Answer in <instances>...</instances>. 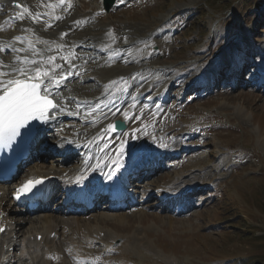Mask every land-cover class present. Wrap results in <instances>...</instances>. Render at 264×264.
Returning a JSON list of instances; mask_svg holds the SVG:
<instances>
[{
  "label": "rangeland",
  "instance_id": "1",
  "mask_svg": "<svg viewBox=\"0 0 264 264\" xmlns=\"http://www.w3.org/2000/svg\"><path fill=\"white\" fill-rule=\"evenodd\" d=\"M73 4L77 24L68 26V12L66 17L59 16L58 24H54V17L50 23L42 19L41 25H47L45 30H60H54L57 34L46 42L34 31L29 35L33 40L28 41L31 46L32 42L45 45L56 57L51 62L45 58L41 67L48 69L46 62L55 68L60 64L63 69L68 68L69 61L74 65L72 81L65 83L69 87L61 88L65 97L61 107L81 111V115L91 114L92 117L85 118L94 117L95 121L89 123L95 127L101 115L121 104L120 97L114 99L115 103L103 96L113 93L111 96L116 97L123 89L130 94L135 91L129 98L136 99L130 109L124 108L128 104L115 109L127 112L131 126L138 125L139 118L148 123L144 129L143 125L139 128L149 141L143 143L139 139L142 147L133 158L143 159L146 150L156 155L161 144H176L171 151L167 150L170 154L180 149L173 159L176 164L172 166L168 159L162 168H154V176L137 187L139 195L180 173L196 177L200 186L180 202L161 208L157 207V192L153 197L145 193L154 204L142 208L136 203V207L141 206L140 211L133 213L135 210L130 208L122 210L132 213L128 222L104 221L102 237L109 231L118 236L114 241L80 239V248L87 252L83 260L69 249L70 245L64 246V259L53 252L40 254L34 260L22 259L24 251L19 243L31 231L29 221L40 218L45 211L10 208L7 198L2 205L9 208L8 222L12 224L9 243L5 245L9 250L4 258L12 257V261L7 264H264V87L253 81L255 77L247 80L246 73L243 77L239 71L243 65L246 72L247 65L256 64L257 58L258 68L264 70V0H116L110 10L103 7L102 0H74ZM32 19L28 17L29 21ZM241 48L245 51L238 54ZM110 49L113 52H99ZM235 61L238 69L232 68L230 75L227 68ZM81 70L86 72L79 76ZM95 98L98 99L93 101ZM80 99H91L89 105L95 104L83 110L84 102ZM97 104L106 105L107 111L95 110ZM96 112L101 115H93ZM76 113L70 115L82 121L84 116ZM71 124L74 127V122ZM83 124L80 127H85ZM62 127H68L67 123ZM106 129L107 125L99 140L104 138ZM148 129L152 131L150 135H146ZM55 134L48 132L36 152H46L38 164L58 169L59 162L68 159L69 154L61 148L62 153L47 151L46 140H59ZM115 134L109 135L106 143ZM136 143L137 140L130 144ZM76 156L69 157L73 158V165L77 164ZM68 163L63 165H71ZM49 204L56 208L61 201L55 196ZM174 209L182 211L175 213ZM100 212L109 213L98 208L91 212L92 218ZM41 218L42 223L36 224L39 228L44 222ZM138 227L142 231L136 235ZM65 232L71 238L79 236L70 229ZM58 243L61 245L60 239Z\"/></svg>",
  "mask_w": 264,
  "mask_h": 264
},
{
  "label": "bare ground",
  "instance_id": "2",
  "mask_svg": "<svg viewBox=\"0 0 264 264\" xmlns=\"http://www.w3.org/2000/svg\"><path fill=\"white\" fill-rule=\"evenodd\" d=\"M4 1H5L4 3H3V1H0V3H2V4H0V64H3L4 66H6V68L3 69V71L5 72L6 75L0 76V79H3L6 81L8 79L21 78L18 75V73L13 71V69L14 68H21L22 63L24 62L25 58H27L28 60L30 58H32V59H36V58L44 59V58H46L47 59L48 57L53 56L52 52H49L47 50V48H45V45L43 47L42 46L43 44H41V42H40L41 45L37 44V45H39L38 50H36L34 47H32L34 50V51H32V50H29L28 47L26 46L27 39L31 38V37L29 38V35H33L32 32H34V31H36V33L38 32L39 35H41L44 42H46V40L48 41L49 38H51L53 35L55 36V34H57V32L55 33L54 30H56V29L58 30L59 27H57L56 29H55V27H53L54 28L53 30H48V29L45 30L47 25L46 26L43 24L41 25L40 21L42 19H44V17H46L47 19H49V17H51V18L54 17L56 19V22L54 24H58L59 16L60 17L65 16V15H67V12H68V14H71V15H67L68 17H70V19L68 18L69 22H67L69 24L68 26H70V27L72 26V25H70V23L73 25L77 24V22H76L77 20L74 19V16L72 14V12L76 11V9H74L75 4H73L74 0H63V2H61V0H4ZM16 1L23 3L24 7H27L29 9V12H27L29 14L26 15L27 13L25 12L26 13L24 15L25 18L21 22H16V20H20V19L18 17L16 19H14L11 15L12 13H18L19 14V11H21V9L23 10V8H21L20 6L17 7V5H15V6L13 5V2H16ZM56 8H57V10H56ZM54 10H56V13H54ZM6 11H9L10 13H7ZM30 12H35L37 15V17H35V18H39V19L37 21H34L33 19L31 20L32 22L29 21L28 17L30 16V14H32ZM69 12H71V13H69ZM83 18L88 19L87 16H84V15H83ZM79 19H80V17H79ZM42 21H46V20H42ZM35 22L37 23L38 28H37V25ZM49 23H50V21H49ZM50 25H52V24H50ZM4 26H6V28L3 31L2 28ZM56 26H58V25H56ZM51 27L52 26H49V28H51ZM59 30H60V28H59ZM63 30H65V29H63ZM6 31L9 32L8 33L9 35L7 34ZM25 31H28V34H26L27 32H25ZM24 34H26V36H24ZM17 37H21V39H16ZM39 37H35V38L37 39ZM2 45H5L7 48H1ZM7 45L10 46L9 47L10 49L8 48ZM48 46L49 45H47V47ZM48 48L50 49L51 47H48ZM11 49H16L17 51H11ZM41 52L43 53V55L36 56L37 53H41ZM7 53H9V54H7ZM10 53H13L12 57H11ZM9 56H10V58H9ZM234 63L237 65L236 61ZM236 65H234L233 68L238 69V66H236ZM255 67H256V65L254 66V68ZM243 68H244L243 65H241V67H239L240 73L243 72ZM258 69L260 71L264 72V70H261L260 68H258ZM64 72L65 71H63V73ZM66 72H67V70H66ZM61 73L62 72L55 73V74L58 77L59 74H61ZM215 74L217 75L218 73H215ZM87 76H85V77H87ZM255 78L261 82L259 87H264V79L262 80V78H264V76L260 74V75H258V78L257 77H255ZM135 100H136L135 98L130 99L129 102H134ZM119 103H117V104H119ZM128 103H124L122 105L124 106ZM112 105H116V104H112ZM119 105H121V104H119ZM119 105H117L114 109L106 112L103 115L100 114L101 116L97 119L98 123H96L95 127L91 126L89 123V122L95 121L94 117L86 119L85 118V117H87L86 115H81V113H76V115H79L81 117L84 116V119L82 121H79L78 120L79 117L76 118L77 116L74 117V115H71L70 119L67 118V116L74 113V112L72 113L70 110H67L68 113H66V114H64V113H60L58 115L55 114L56 119L53 121H50L49 124H47L48 128L46 129V131H52L54 134L57 132V136L59 137L58 138L59 140L49 139V142L50 143H56L57 146H58L57 143H60V145H63L64 147H68L69 141L74 142L71 145V148H72L71 152L67 151V155L69 154L68 159L67 158L65 159L63 156V159H65V160L63 162H59L60 167H62L63 164H66L67 161H69L68 164H70V162L73 158L69 159V157L76 156L75 154L74 155H72V154L77 149L78 150L81 149L80 151H85L86 158H82V157L79 158L78 156H76V158L75 157L74 158H75V162L77 163L76 164L77 167H73L76 165H73V166H71V165L64 166L63 165L64 167L59 169L60 167L58 166V169H57L54 166H51V168H49V166L46 165L45 163H43V164H45L47 167L43 166L42 164H38L39 162L42 161V160H40V157L42 158L44 155H40L37 157L34 156L33 160L36 159L35 165H37L40 168H38L37 166L34 167L35 166L34 165L33 166L34 168L31 167L34 170H27L25 172L26 177H28V178L32 177L34 179H37V178H42V179L48 178V179H50L49 184H48V190L50 189L51 193L53 192L54 188H57L58 186H61L62 184H64V186H67L68 185L67 181H69V182L75 181L76 182V177L78 175H81L82 173L87 178H89V187H91V188H97L99 186L100 182H102L104 186L110 185L111 187H115L117 185L115 189H118V187L120 185L125 184V181L127 179V174L124 173L122 171V169L118 173L117 177H114V179L112 181H108L107 179H105L103 173L108 171V168L105 166V164H106V162L110 163L109 156L114 155L113 148L117 144V141L121 139L120 136L123 133L126 132V133H129V135H130V134H132V129H137L138 131L136 132V134H138L140 137L145 135V131L140 130V128H139L140 125H143L141 127L142 129L147 127L148 123H146V121H144L145 119L144 120L142 119L143 121H140L141 118H139V124L138 125L135 124V125L131 126L132 124H128L127 128L124 131H116V134L114 136L118 137V138L114 139V140L109 139V140H111L109 143L100 142L97 144V146L95 144L92 145V140H95L96 137H98V136L100 137V133L102 132V129L105 128V126L108 125L110 121L113 123L115 118H123V117H118V116L124 115V111H121V109H119V111L115 110L116 108L119 107ZM85 108L89 109V107H86V106H84V108H82V109L84 110ZM112 113H115V114L113 115ZM145 118H147V117H145ZM76 121H79V122L84 123V124H89V126H85V127L81 126L82 127L81 128L80 127L81 123H78ZM127 121H128V119H127ZM153 121H154V119H153ZM71 122H74V127L72 126ZM64 123H67L68 127L63 128L62 125H64ZM159 123H163V121L162 122L159 121ZM173 126H175V125H173ZM173 126H171V127L173 128ZM55 136H56V134H55ZM127 137L128 136H126L125 140H129V143H133L134 141H136V140L130 139V137H128V138ZM172 141L175 142V140H172ZM105 144H107L108 146L105 147ZM77 145H79V147H77ZM174 145H176V144H171V145H169L170 147L167 146L166 148L159 147L157 150L160 151L161 153L158 154V156L162 155L163 153L165 154L166 152H168L167 154L171 153L169 151H171V149L173 147L175 148ZM91 146L93 148L97 149V151L92 156L90 155ZM59 148H61V150L65 153V150L62 147H57L58 151H59ZM98 148H99V150H98ZM177 149L178 148H176L175 151H177ZM167 150H169V151H167ZM178 150H180V149H178ZM80 151L78 154L79 156H80ZM146 151L143 153V155L147 154V155H145V157H147L149 155H155V152L150 154L151 152L148 151L146 153ZM165 156H166V154H165ZM145 157H143V158H145ZM87 158H89L91 162L90 163L88 162L85 164V162H83V160L87 159ZM140 158H141L140 156H136L134 158L131 157V158L126 159L124 161L125 167L123 169H125L127 172H130L132 169V168H130V166L141 162L142 159L137 160ZM155 161L158 163V165L160 164L157 160H155ZM97 163L100 164L99 168H96ZM89 165H91L92 168H95V171H92L89 168ZM52 167H54V168H52ZM54 174L58 175L55 180L51 179V176ZM168 180L169 181L166 180L167 183H164V184L161 183L162 184L161 186H155V187H152L148 190L146 189L147 191L145 190L146 192H144V194L140 197L138 195H136V193L133 192L132 188L131 189L129 188V190L131 191L130 196H132V198L136 201L137 205H141L142 208H144V207L147 208V206H149L150 204H154V202H150L149 198L153 197L156 194V192H157V194H156L157 196H159L160 194H163L164 192H171L174 194L180 188H182V190H189V189L195 190L196 187L200 186V183L198 180H196V177L191 176L190 174L188 175V174L180 173L179 175H177V177L175 179H168ZM180 180H182V181H180ZM200 182L202 184L203 181L201 180ZM198 183H199V185H197V186L194 185V184H198ZM70 184H73V183H70ZM137 184H139V183H137ZM156 185H160V184H156ZM193 185H194V188L192 187ZM6 186L7 185L0 186V227L2 225H5V224L7 225L6 231H4L3 233H0V259L1 260H3L5 258V253L8 252V250H9V249L5 250V245L7 244V241H8L7 231L10 229V226L12 227V224L8 222V216L9 215L7 213H8L9 208H3L2 207V205L4 204L3 202L8 198L7 200L9 201L10 208H14V209H18V210L23 209V208H20V206L17 205L13 201L12 195L14 192V187L12 186V189H7V188H5ZM9 186H11V185H9ZM67 189H68V194L61 198V200L64 199L65 204H61L60 206H57L56 208H54L52 206L53 204H49V205L46 204L43 207V209L41 211H45V213L41 216L42 218L40 217L44 221L43 224L41 225V228H39L40 225L39 226L36 225L37 223L38 224L42 223V221H40L39 217H37L35 219H32V218L30 219V221H32V222L29 221V223L31 224L29 230H31V231L29 232V234L27 233L28 236L25 235L23 237L22 241L19 243L20 249H22V253L24 251V253L22 254V257H21L22 259H28V257H30V259L34 260L38 257V255L42 254L45 256L48 252H53V254L57 257L67 256L65 253V249L67 247H64V246L70 245L69 249H71L72 252L75 253L81 260H83L84 256L86 257L87 252L85 253L84 251H82V249L79 246V242H80L81 238L86 239V240H98V239H101L103 241H107L110 239L115 240L118 236L113 234L112 232H109V231L106 232V234L104 233L105 236L102 237L101 232L104 231L103 226H102L104 221L106 222V221L111 220V222H114V221H117V222H124V221L126 222L127 221L128 222L130 219L129 214H132L133 212L140 211L141 206L136 207V203H135V205H132V206L136 207L135 211L131 210L132 213H129V214L124 213L122 211H115L116 209L107 206L105 209H107L109 211V213L100 212L99 215H96L92 218L91 212L87 211V209H85L84 205H80L79 208H77V207L70 208V204L76 203V202H74L73 195L82 194L78 190L77 185L75 184L72 186H67ZM152 192H154V193L152 194ZM145 193L148 195H149V193H151V195H150L151 197L149 196L147 199H144V197H146ZM136 196H138L139 198H137ZM134 200L131 199L130 201L132 202ZM146 201H147V203L145 204L144 202H146ZM142 202L144 203V205L142 204ZM156 202H157V200H156ZM160 203H163V201L160 200ZM83 206H84V208H82ZM128 206L129 205L127 202H126V204H123V207H128ZM157 207L161 208V206L158 204H157ZM24 210L27 211V209H25V208H24ZM94 210L92 212H94ZM176 211H177V209H176ZM176 211H175V213H176ZM27 212H30V211H27ZM24 219H26V221H27V218H24ZM93 219H97L101 224L98 223L97 220L95 222H93L92 221ZM33 221H35V222H33ZM107 223H110V222H106V224ZM138 228H139V230L136 231V233H138V234H136V235H139V233H141L140 230L142 231V229L140 227H138ZM68 229L72 230L73 234H79V236H72V238H71V235L67 236V232H65V230H68ZM125 230H128V228H125ZM17 231H20V228ZM52 232L55 233V235L53 237L51 236ZM88 233H90V236ZM39 234H42V238L40 240L38 239ZM32 235H34V238L32 237ZM58 239H60V244L63 240L61 245H59ZM69 239L71 240V242L72 241H75V242L73 244H71L70 242H66ZM8 243H9V241H8ZM9 258L4 259L2 261L3 264H7V263L11 262L12 257H9ZM63 259H64V257H63Z\"/></svg>",
  "mask_w": 264,
  "mask_h": 264
},
{
  "label": "snow or ice",
  "instance_id": "3",
  "mask_svg": "<svg viewBox=\"0 0 264 264\" xmlns=\"http://www.w3.org/2000/svg\"><path fill=\"white\" fill-rule=\"evenodd\" d=\"M123 2L124 0H121V3ZM23 11L27 13L29 9L24 8ZM18 18L23 20L25 17L23 14H20ZM16 39H21V37H17ZM11 51L17 50L11 49ZM55 59L56 57H48V61L50 62ZM24 62L36 63V61H29L27 58H25ZM73 67L74 65L69 61L68 74H72ZM56 68L61 69L63 72L60 64H57ZM13 71L18 73L22 78L8 79L6 81L0 79V147H11L17 137L21 138L20 146L30 147L31 143L45 131L43 126L56 119L55 113L57 111H63V108L55 104L50 96H55L60 91L61 87L66 83V79L63 75L58 78L54 72L50 74L48 70H42L40 67L29 68L27 71L23 67L14 68ZM30 72L34 74L29 75ZM4 75L6 74L0 72V76ZM96 107L99 108L100 105L97 104ZM112 114L114 115L115 113ZM124 116L127 120V112H124ZM121 123H124V121L108 124L105 135L110 132H116ZM21 129H24L23 134L21 133ZM137 131V129H132L130 139L135 140L139 138L135 134ZM123 135L128 136L129 133L125 132ZM112 139L114 140L115 137H112ZM73 143L69 141L68 147H64L63 145H54V147H62L65 151H71ZM107 146L105 144V147ZM141 147V145L130 144L129 140H118L113 148L114 155L109 156L110 163L106 162L105 164L108 168V171L103 173L105 179L112 181L114 177H117L120 170L125 167L124 161L133 157ZM158 147L166 148L167 145L161 144ZM99 167L100 164L97 163L96 168ZM89 168L95 171V168H92L91 165H89ZM85 179L87 177L82 173L76 177V183L82 184ZM42 183L43 179L36 180L35 183L32 180H28L17 190L16 198L18 199L21 195H35L34 189ZM0 231H3V229L0 228Z\"/></svg>",
  "mask_w": 264,
  "mask_h": 264
},
{
  "label": "water",
  "instance_id": "4",
  "mask_svg": "<svg viewBox=\"0 0 264 264\" xmlns=\"http://www.w3.org/2000/svg\"><path fill=\"white\" fill-rule=\"evenodd\" d=\"M113 2H114V0H106V7L109 9L110 6L113 4ZM116 121H124V120L117 119ZM116 121H115V123H116ZM126 126H127L126 122L124 121V123H121L117 129L122 130V129H125Z\"/></svg>",
  "mask_w": 264,
  "mask_h": 264
}]
</instances>
